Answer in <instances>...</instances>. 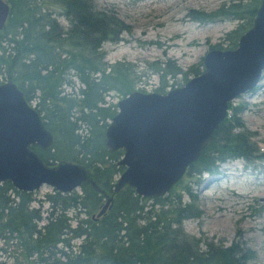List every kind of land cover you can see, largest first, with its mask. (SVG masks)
<instances>
[{
  "label": "trees",
  "instance_id": "obj_1",
  "mask_svg": "<svg viewBox=\"0 0 264 264\" xmlns=\"http://www.w3.org/2000/svg\"><path fill=\"white\" fill-rule=\"evenodd\" d=\"M4 1L9 15L0 31V80L18 88L52 135L49 149H30L48 166L60 161L81 165L88 179L69 194L51 190L38 207H31L32 193L0 184L2 245H14L24 264H255L253 252L239 236L224 246L184 232L182 222L201 212L195 194L181 180L161 198L138 197L127 186L112 193L123 171L117 166L122 152L104 146V129L116 114V103L105 98L111 93L123 98L135 91L138 79L128 65H108L100 50L106 42H118L126 30L115 14L96 9L90 0ZM259 2L235 0L213 13L190 12V18L200 24L238 22L225 35V48H209L230 50L251 27ZM56 18L63 19L65 27ZM151 66L159 78L154 90L159 94L180 87L178 76L184 84L203 70L201 62L186 72L159 62ZM239 113V107L228 104L225 119L185 177L215 175L230 160L245 165L264 161ZM106 197L113 198L110 209L93 220ZM75 240L80 243L73 251Z\"/></svg>",
  "mask_w": 264,
  "mask_h": 264
},
{
  "label": "water",
  "instance_id": "obj_2",
  "mask_svg": "<svg viewBox=\"0 0 264 264\" xmlns=\"http://www.w3.org/2000/svg\"><path fill=\"white\" fill-rule=\"evenodd\" d=\"M8 15L9 6L0 0V31ZM201 63L202 72L178 88L164 94L132 91L116 102V114L104 129L105 148L122 152L117 166L123 171L113 194L127 186L141 198L165 196L211 142L228 104L255 90L264 70V0L236 47L210 49ZM51 144L52 135L18 88L10 81L0 83V184L22 193L42 186L61 194L78 191L88 179L81 165L60 161L48 166L30 149L44 151ZM112 202L106 197L92 219Z\"/></svg>",
  "mask_w": 264,
  "mask_h": 264
},
{
  "label": "rangeland",
  "instance_id": "obj_3",
  "mask_svg": "<svg viewBox=\"0 0 264 264\" xmlns=\"http://www.w3.org/2000/svg\"><path fill=\"white\" fill-rule=\"evenodd\" d=\"M90 1L96 9L114 13L126 27L118 42L102 44L100 50L104 53V61L108 65L121 63L131 67L138 77L134 90L144 93L154 92L160 84L152 64L174 65L186 72L201 62L211 46L225 48V35L238 25L236 21L225 19L200 24L190 18V12L213 13L235 0ZM56 21L65 27L63 19L56 18ZM165 80L170 85V78ZM176 80L182 86L181 77ZM0 83L4 81L0 80ZM119 99L112 93L105 98L110 103ZM230 103L239 107L238 116L244 128L254 134L253 141L259 152H264V70L255 90ZM181 183L195 194L201 212L198 218L182 222L187 235L224 246L239 236L253 252V262L264 264V161H256L253 165H245L240 160L226 161L215 175L202 174L197 179L183 175ZM48 193L51 189L46 186L33 192L31 207H38V201ZM182 199L186 201L185 196ZM45 208L43 204L42 209ZM72 243L75 251L80 240ZM0 247L4 249L0 252V262L24 264L14 245L4 247L0 242Z\"/></svg>",
  "mask_w": 264,
  "mask_h": 264
},
{
  "label": "flooded vegetation",
  "instance_id": "obj_4",
  "mask_svg": "<svg viewBox=\"0 0 264 264\" xmlns=\"http://www.w3.org/2000/svg\"><path fill=\"white\" fill-rule=\"evenodd\" d=\"M4 1V0H3ZM5 2V1H4ZM6 3V2H5ZM260 3V2H259ZM259 7V6H258ZM175 88H178V87H175ZM174 89V88H173ZM168 90H171V89H169V88H167V90L165 91V92H167ZM43 124V123H42ZM44 126V125H43ZM45 128V127H44ZM52 145V144H51ZM51 147V146H50ZM49 147V148H50Z\"/></svg>",
  "mask_w": 264,
  "mask_h": 264
}]
</instances>
